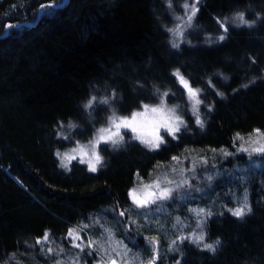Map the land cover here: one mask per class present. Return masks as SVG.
Returning a JSON list of instances; mask_svg holds the SVG:
<instances>
[{"label":"trees","instance_id":"obj_1","mask_svg":"<svg viewBox=\"0 0 264 264\" xmlns=\"http://www.w3.org/2000/svg\"><path fill=\"white\" fill-rule=\"evenodd\" d=\"M186 3L198 9L182 36L192 44L175 48L170 33ZM175 70L200 90L203 128ZM163 95L188 107L175 139L150 150L126 132L115 148L99 145L95 172L78 159L59 166L68 164L61 151L87 141L111 112L130 115ZM253 133L264 138V0H0V264H55L70 252L80 264H103L84 234L117 229L118 220L149 239L144 252L132 243L147 264L157 254L155 264H264V153H235L237 134ZM185 156L225 172V201L216 179L203 200L204 240L182 235L158 251L126 222L130 191ZM242 197L251 211L235 217L229 209Z\"/></svg>","mask_w":264,"mask_h":264},{"label":"rangeland","instance_id":"obj_2","mask_svg":"<svg viewBox=\"0 0 264 264\" xmlns=\"http://www.w3.org/2000/svg\"><path fill=\"white\" fill-rule=\"evenodd\" d=\"M49 5L55 6L54 4ZM191 6L193 5H189V9L183 6L182 17L177 19L170 33L179 46L182 44H192V42H188L187 39L182 38L191 24V22L190 24L188 23V16L191 15ZM41 11L42 6L39 9L38 16H40ZM24 23L27 22L20 24ZM20 24H16L15 26H19ZM11 27L12 26L9 25L7 31H10ZM218 40L219 37H217V41ZM171 44L173 46L172 42ZM176 72L175 70L173 74ZM175 78L177 80V76H175ZM179 82L178 84L183 87L180 84L181 82ZM192 88L198 89L193 86ZM187 100L191 113H194V101L189 98L188 91ZM146 105L149 106V111H145L144 105H142L139 109L134 110L130 115L126 116L111 112L107 116L105 123L99 125L87 141L81 142L76 140L69 144L64 151H61L62 154L60 155V159L62 164H68L66 167H63L59 161V166L66 169L72 160L78 159L86 165L89 171H91L90 167L92 164H96V169H98L100 162L96 163L95 156L99 155L101 157L99 145L106 144L110 146V148H115L116 146H113L111 143H105L104 141L108 140L109 137L117 139L118 137L115 135L117 130L119 131V135L123 137L120 143L123 142L126 132H129L131 136L130 139H135L139 142H141V139L155 142L158 136L163 137L164 141H166V138H172V136L165 133L164 125L174 127L179 121H183V124H180V126H183L187 122L184 113L188 111V107L185 106L184 109H182L177 104H171L166 101L164 95L158 102ZM197 107L199 109V105ZM152 108L160 109V111L151 112L150 109ZM172 109L175 111H170ZM133 113H142V115H137L133 118ZM191 113L188 114L193 118L194 124H197V113ZM177 117H179V121L176 119ZM114 118L116 121L115 124H113ZM125 118L130 125L129 127H125L122 123ZM116 125H119V129H117ZM101 129H106V131L101 132ZM133 129H135V131H133ZM137 137L140 139H137ZM240 142L242 145L235 150V153L243 152L248 155L264 153L253 151L255 148L264 146V138L258 133H253L249 137L242 138ZM142 144L150 149L146 144ZM93 148H95V152ZM244 149H247V151H244ZM197 161L198 162L194 164V161L188 156L177 159L167 166H163L155 171L150 179L136 183L130 191L131 207L130 210L125 211L126 215L124 216L126 217V222L128 225L131 224L136 232L149 233L152 236L150 239L156 240L157 248H159L158 251L161 250V248L168 250L175 249L176 247L173 241L176 237L188 235L194 238L203 233V200L206 199L211 189L215 188L216 179L222 187L217 189L214 194L218 195L222 192L221 199L225 201V172H216L213 167L215 169L217 168L215 164L212 163L211 165L213 167L210 166L212 169L206 167L210 160L200 157ZM256 165V162L252 163V167ZM227 175L233 176L236 174L230 173ZM149 185L151 187H148ZM133 189H135V192H133ZM165 189L172 190V196L167 200H157L155 204L150 203L147 208H138L133 202V196H135L137 200H152L155 198L152 195L153 193L159 195V193ZM244 203L245 199L242 197L240 207H242ZM201 209H203V213L200 212ZM133 221H135V223H132ZM117 222H119L117 223V229L115 225L112 228L100 225L101 227L99 226V229H95L94 231V233L99 232L97 233V237L91 238L90 234H84L83 238H86L87 244L96 250L95 253L100 256L103 264H147L148 259H145V255H143L141 251H146V246L148 245L147 241L149 239L146 237L145 239L142 238L138 240L137 235L130 236L129 232L131 231H128V229H125L122 225L119 226L120 220ZM117 232L121 233V235H118ZM74 233L73 235L75 238L78 236L81 237L78 232L75 231ZM126 235H129L132 239H129ZM93 241L95 247L92 245L93 243L90 244V242ZM132 243L139 244V249L141 251L133 248ZM71 246L74 247V244H71ZM97 248L100 250L99 252ZM54 259L55 264H80L74 252L62 254V256H57ZM82 264L87 263L84 262ZM94 264H96V262H94Z\"/></svg>","mask_w":264,"mask_h":264},{"label":"snow or ice","instance_id":"obj_3","mask_svg":"<svg viewBox=\"0 0 264 264\" xmlns=\"http://www.w3.org/2000/svg\"><path fill=\"white\" fill-rule=\"evenodd\" d=\"M199 2V0H198ZM184 7L186 9H189V5L186 3L184 5ZM197 8L195 5L191 6L190 8V12H191V15L188 16V23L190 24L192 18L196 15V12H197ZM236 19L239 21L240 24H248L249 22L247 20L244 19V14L243 13H238L237 14V17ZM220 23L221 27H224V23L223 22H219ZM227 31V28H225V32ZM225 37L223 35H221L219 37V40H224ZM173 47H179L178 44H173ZM173 75L177 76L178 79L180 80L181 84L187 89L188 91V94H189V98L192 99L194 101L193 103V112L194 113H197V119H196V123L197 125H199L201 128H203L204 126V122L199 118V115H198V112H199V109H198V105H200L203 101L199 99V95H200V90L199 89H194L192 88V86L188 83V81H186L184 79V77L179 73V71H177L176 73H174ZM211 83V82H209ZM218 95H222L221 93H217ZM165 95H167V93H165ZM95 97H92L89 101H88V104L85 105V107H91L93 102L95 101ZM103 103H107V101H103ZM144 110L145 111H149V106L148 105H144ZM211 109L209 108V111ZM151 112H157V111H160V109H157V108H152L150 109ZM170 111H175L174 109L170 110ZM137 115H142V113H133V118H135ZM178 121H179V117L176 118ZM116 121H115V118L113 119V124H115ZM123 125L125 127H129L130 125L128 124L127 122V119L125 118L123 121H122ZM180 124H183V121H179L178 124H176L174 127H168L167 125H164V130H165V133L167 135H171L173 139L176 138V133H178L180 131ZM117 129H119V125H116ZM186 127V126H185ZM101 132H104L106 131V129H101L100 130ZM133 131H135V129H133ZM259 130H257L258 132ZM115 135L118 137L117 139H112L111 137H109L108 140L104 141L105 143H111L113 146L117 145L120 143V141L123 139L122 136L119 135V131L117 130V132L115 133ZM137 139H140L139 137H137ZM237 139H242V137L239 136V134H237ZM141 142L146 144L150 149L154 150V149H158L160 147L161 144L165 143L163 137H157L156 138V141H145V140H142L141 139ZM90 143H94V142H90ZM93 151L95 152V148H93ZM215 151V150H213ZM244 151H247V149H244ZM253 151H257V152H264V146H261V147H258V148H255L253 149ZM59 155V153H58ZM174 160L178 159L176 157H173ZM95 160H96V163H99L100 160H101V157L99 155H96L95 156ZM90 170L95 172L97 169H96V164H92L91 167H90ZM148 187H151L150 185ZM133 192H135V189H133ZM155 198L152 199V200H137L135 198V196H133V202L134 204L136 205V207L138 208H147L148 205L151 203V204H155L157 202V200H167L169 198H171L172 196V190L171 189H165L163 190L162 192L159 193V195L153 193L152 194ZM229 211L232 213L233 216L235 217H243L247 212H250L251 209L248 207L247 205V201L245 199V203L242 207H239V208H235V209H229ZM201 213H203V209L200 210ZM120 216H123L124 215V212H120L119 213ZM207 215L211 216V212L207 213ZM132 223H135V221H133ZM76 230L75 229H70L69 230V233H68V236L69 237H72L74 232ZM49 238V234L48 233H45L44 234V237H43V240H37V243H42V242H46ZM204 240V234L201 233L200 235H197L194 237V240L193 242L196 243V244H200L202 241ZM92 242H90L91 244ZM149 243L153 244L154 248H155V245H156V241L155 240H152V241H149ZM173 243H175V241H173ZM219 240L216 241V244H219ZM74 247H80L79 244H75ZM203 248L209 250V251H212V252H215L216 248L214 247L213 244H209V243H205L203 244ZM158 255V254H157ZM157 255H154L152 260L149 261V264H155V260L157 259Z\"/></svg>","mask_w":264,"mask_h":264},{"label":"water","instance_id":"obj_4","mask_svg":"<svg viewBox=\"0 0 264 264\" xmlns=\"http://www.w3.org/2000/svg\"><path fill=\"white\" fill-rule=\"evenodd\" d=\"M39 18V16L36 18V19H38ZM21 25V24H20Z\"/></svg>","mask_w":264,"mask_h":264}]
</instances>
